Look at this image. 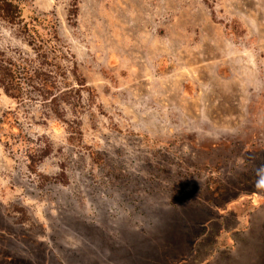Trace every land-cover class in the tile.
Listing matches in <instances>:
<instances>
[{
    "label": "rangeland",
    "instance_id": "obj_1",
    "mask_svg": "<svg viewBox=\"0 0 264 264\" xmlns=\"http://www.w3.org/2000/svg\"><path fill=\"white\" fill-rule=\"evenodd\" d=\"M71 4L27 0L55 19L79 104L64 121L18 111L50 145L35 172L0 141V234L32 243L12 253L264 264V0ZM0 49L30 51L2 21ZM15 107L0 89V118Z\"/></svg>",
    "mask_w": 264,
    "mask_h": 264
},
{
    "label": "trees",
    "instance_id": "obj_2",
    "mask_svg": "<svg viewBox=\"0 0 264 264\" xmlns=\"http://www.w3.org/2000/svg\"><path fill=\"white\" fill-rule=\"evenodd\" d=\"M77 1L72 0L69 10V16L74 18ZM26 7L27 0H0V21L16 28L18 36L30 50L0 49V89L16 103L14 110L5 111L0 118V141L9 152L21 154L28 170L35 172L39 163L49 155L50 145L42 138L27 134L17 116L18 111L29 113L31 106H39L46 115L64 121L66 108L79 104V101L76 104L72 101L73 93L79 94V90L69 79L71 74L77 80L76 68L69 69L67 65L69 56L61 44L55 19L46 13L32 12L26 16ZM0 235V244L10 249L7 254L0 255V264H32L31 259L16 257L11 251L18 246L20 249L30 247V239L11 241ZM53 259L56 262L51 261V264H63L61 260ZM35 260H41V257ZM168 260L174 263L176 258L170 256Z\"/></svg>",
    "mask_w": 264,
    "mask_h": 264
}]
</instances>
